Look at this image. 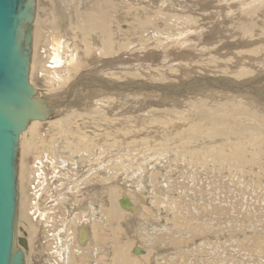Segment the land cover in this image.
Returning a JSON list of instances; mask_svg holds the SVG:
<instances>
[{"label": "rangeland", "instance_id": "374dc122", "mask_svg": "<svg viewBox=\"0 0 264 264\" xmlns=\"http://www.w3.org/2000/svg\"><path fill=\"white\" fill-rule=\"evenodd\" d=\"M96 1L36 0L35 18L47 23L40 41L31 40L28 79L50 99L52 115L30 121L33 134L28 126L16 142L14 233L24 239L15 244L23 264H51L57 251L56 264H66L56 249L60 239L69 251L82 246L66 227L79 224L83 212L65 195L52 196L61 200L53 207L48 192L84 185L95 191L97 178L140 207L121 218L137 220L151 264H264V0H222L223 12L211 17L209 10L203 17L177 10L162 19L169 1L152 0L150 8L136 0ZM106 17L103 27L98 18ZM48 29L60 33L67 60L55 68L44 42ZM105 29L107 55L99 52ZM121 42L125 48L117 50ZM128 69L137 76L123 75ZM89 73L101 83L78 82Z\"/></svg>", "mask_w": 264, "mask_h": 264}, {"label": "water", "instance_id": "95a60500", "mask_svg": "<svg viewBox=\"0 0 264 264\" xmlns=\"http://www.w3.org/2000/svg\"><path fill=\"white\" fill-rule=\"evenodd\" d=\"M35 13L36 0H0V264H23L20 247L11 250L15 232L13 178L18 135L30 121L45 120L52 115L50 99L39 95V90L28 81L32 52L30 31ZM128 199L124 198L125 202ZM124 200L120 202L122 206ZM81 230H85V237L83 242L78 238V242L84 245L88 231L83 227ZM16 243L22 246L24 239L17 237ZM132 252L141 254L143 249L135 246Z\"/></svg>", "mask_w": 264, "mask_h": 264}, {"label": "crops", "instance_id": "0c3cea01", "mask_svg": "<svg viewBox=\"0 0 264 264\" xmlns=\"http://www.w3.org/2000/svg\"><path fill=\"white\" fill-rule=\"evenodd\" d=\"M53 173L55 174V171H53V169L51 168L50 174L52 175ZM63 174H65V176H67L68 178H72L71 176H74L73 173ZM92 181L93 185L97 188L95 191L87 189V185H84L76 187L75 190L69 189L66 186H62L58 187L57 189H52V194L48 192V200H50L49 203L50 205H53V207L57 206L58 203L61 202V200H58L57 198L51 199L52 196H56L58 198H62V196L64 195L65 197L70 196V206L77 208V210H80V212H82L81 210L84 209V217L87 214V217L81 220L79 224H67L66 227V229H71L72 237H74L75 239L77 238V241L78 238H81V236L85 237V230L80 231V229L83 227L88 230L90 239L86 242V244L77 247L76 252L73 250L69 251L68 247L63 248L64 244L60 239V245L56 248L61 249L66 253V264H146L145 255H148L147 264H151L150 261H152V257L150 255L152 254V252H148L145 243L138 241V222L136 219H134L135 217L131 218L125 223L121 218L119 220V223H117L115 221L112 222L110 215L108 216L107 214V212L109 213L110 197L112 191H115V186H108V184L102 182V179L100 178L94 179ZM84 189L86 190L84 191ZM83 194H85V197L78 198L82 197ZM115 195L117 199L122 195L125 196L124 193L120 194V192L118 191H115ZM84 202H88L87 204L90 203V209L88 211L85 210L87 204L84 206ZM117 203L118 206H120L119 202ZM120 209H122V212L128 213L125 212L123 208ZM95 212L96 214H100L101 217L94 215V218H90L91 213L93 214ZM126 216L128 217L127 214ZM90 219L92 220L89 221ZM88 221L90 224H86ZM158 240L159 238L155 237L154 241ZM58 242H54V244H56L55 246H57ZM157 243H159V241ZM135 246L141 247L144 250V253L134 254L132 252V249ZM51 248L52 245L48 246L47 249L51 250ZM57 253L55 252L51 254L54 255L51 259V264H56L55 260H61L60 257H55ZM116 255H118V259H115ZM37 257L39 261H41L39 255H37ZM43 261L44 260H42V262ZM43 263H45V261Z\"/></svg>", "mask_w": 264, "mask_h": 264}, {"label": "bare ground", "instance_id": "6f19581e", "mask_svg": "<svg viewBox=\"0 0 264 264\" xmlns=\"http://www.w3.org/2000/svg\"><path fill=\"white\" fill-rule=\"evenodd\" d=\"M85 1H87V0H85ZM95 1V3L97 2L96 0H94ZM106 1V0H105ZM109 1V0H108ZM136 1H138V3H140L141 2V4L142 3H144V4H146V5H148V7L149 6H151L152 4H153V2H152V0H151V2H149V0H136ZM154 1V0H153ZM156 1V0H155ZM166 1H169V2H166ZM236 1V0H235ZM89 2V1H88ZM100 2V1H99ZM102 2V1H101ZM161 2H166L165 4H164V9L167 11V13H164L163 12V14L162 15H160L157 19H162V18H165V17H175L176 15H174L173 13H175V11H177V10H181V11H183V12H188V13H191V14H194V13H200V12H203V14H201L202 15V17L204 16V12H206V11H208L209 10V12L210 13H208V14H210V17H211V15L212 14H214V13H222L223 12V8L221 7L222 6V4H223V2H222V0H212V2L210 3V4H208L207 2H203L202 0H200V1H196V0H187V1H176V0H161ZM37 3V2H36ZM39 3V2H38ZM63 3V2H62ZM130 3H131V0H130ZM138 3H136V4H138ZM155 3V2H154ZM52 4V3H51ZM97 4V3H96ZM96 4H95V6H96ZM103 4V3H102ZM129 4V3H128ZM134 4V3H133ZM144 4H142V5H144ZM100 5H101V3H100ZM135 5V4H134ZM154 5H156V4H154ZM60 4L59 3H57V6H55L54 8L56 9L57 8V13L60 15ZM87 6V5H86ZM94 6V7H95ZM102 6V5H101ZM139 6V5H138ZM162 6V5H161ZM98 7H99V5H98ZM118 7H119V5H118ZM146 7V6H145ZM160 7V6H159ZM209 7H211V9H209ZM93 8V7H92ZM105 8V7H104ZM130 8V7H129ZM128 8V5H127V8H125V9H123V10H127V9H129ZM135 8H137V7H135ZM150 8V7H149ZM153 8V7H152ZM195 8H198V9H196V12H193L192 10H194ZM78 9V8H77ZM90 9V8H89ZM139 10H140V16H142L143 17V13L142 12H145L146 13V11L145 10H143V9H140V8H138ZM161 9H162V7H161ZM58 10H59V12H58ZM86 10V9H85ZM88 10V9H87ZM98 10V9H97ZM155 10V9H154ZM63 11V10H62ZM94 11V10H93ZM92 11V12H93ZM107 11V10H106ZM120 11H121V9H120ZM129 11H131L130 9H129ZM156 11V10H155ZM200 11V12H199ZM79 12V11H78ZM97 12V11H96ZM95 12V13H96ZM108 12H109V10H108ZM149 12L150 13H153V14H157V11L156 12H153V11H150L149 10ZM148 12V13H149ZM171 12H173V13H171ZM86 13H88V12H86ZM99 13H101L100 11H99ZM128 13V12H127ZM131 13V12H130ZM55 14V13H54ZM53 14V15H54ZM96 14H98V13H96ZM136 14V13H135ZM143 14V15H142ZM190 14V15H191ZM90 14H88V16H89ZM130 15V14H129ZM129 15H128V17H129ZM133 15V14H132ZM37 16V15H36ZM43 16V15H42ZM55 16H56V14H55ZM84 16V15H83ZM134 16V15H133ZM91 17V16H90ZM100 17V16H99ZM108 17V16H107ZM98 18V22L100 21V25H105V23L107 22V20L109 19V18ZM128 17H127V19H128ZM189 17V16H188ZM198 17V16H197ZM82 18V17H81ZM110 18H111V16H110ZM61 19H63V17H61V18H59L57 21H59V22H61L62 23V26L65 24H63V22H62V20ZM78 19V18H77ZM85 19V18H84ZM89 19H91V18H89ZM88 19V20H89ZM144 19V18H143ZM153 19V18H152ZM92 20V19H91ZM95 20H96V18H95ZM65 21V20H64ZM110 21V20H109ZM207 21V20H206ZM205 21V22H206ZM94 22V21H93ZM44 23H47V22H45L44 20H41L40 18L38 19H36L35 18V21H34V28L33 29H31L32 31L30 32V33H32V36H31V40L34 42V44H37L40 40H39V38H40V34H41V31L40 30H42V29H40V26H42V25H44ZM88 23V22H87ZM96 23V22H95ZM108 24V23H107ZM212 25L213 26H215V24H212V23H208L207 24V26H210V27H208L207 29H209V28H211L212 27ZM104 27V26H103ZM90 28V27H89ZM77 29H80V28H77ZM84 30L85 31V27L84 28H82L81 27V29L80 30ZM63 30H65L64 28H63ZM90 30V29H89ZM95 30V29H94ZM99 30V29H98ZM107 30V37L106 38H104L103 40H102V43H99V44H101V47H100V49L102 50H99V52L100 53H102V54H104V55H107V54H109L108 53V49H109V51L111 50V46H112V43L110 42V34H108V32H109V29H105V31ZM223 30H224V28H223ZM66 31V30H65ZM79 31V30H78ZM87 31V30H86ZM97 31V30H96ZM103 32V30L101 31V33H102V36H104V35H106V32ZM48 32H49V36H48V38H46V40L44 41L45 42V44L47 45L46 47H47V50H48V53H50V61L54 64V66H52V68H55V67H58V66H61V65H63V64H65V62H67V60H66V58H65V53L64 52H62L61 51V47H62V45H63V43H62V37L60 36V33L59 32H57V31H53V30H51V29H48ZM83 33V32H82ZM81 33V34H82ZM87 33V32H86ZM91 33H92V31H91ZM34 34V35H33ZM76 36V35H75ZM84 37H85V35H83ZM82 36V37H83ZM77 37V36H76ZM96 38V37H95ZM99 38V37H98ZM97 38V39H98ZM101 39V38H100ZM222 39V38H221ZM96 41V40H95ZM98 43V42H97ZM124 43V42H123ZM122 42L121 43H119V45H117L116 47H117V50H123L124 48H125V46H124V44H123ZM79 44V43H78ZM37 46V45H36ZM64 46V45H63ZM96 46V45H95ZM98 47V46H97ZM127 47V46H126ZM88 48V47H87ZM86 48V49H87ZM115 48V47H114ZM115 51H117L116 49H114ZM41 51V50H40ZM87 51V50H86ZM112 51V50H111ZM43 52V51H42ZM114 52V51H113ZM127 52V50L125 51V53ZM87 53V52H86ZM89 53H90V51H89ZM88 54V53H87ZM111 54V53H110ZM127 54V53H126ZM89 55V54H88ZM148 55H145V54H142L140 57H142V59H145L146 57H147ZM72 57V56H71ZM105 57V56H104ZM65 58V59H64ZM68 58V57H67ZM129 58L131 59V56H129ZM71 59V58H70ZM106 60H108V58H106ZM70 61V60H69ZM115 61V59L112 61V62H114ZM31 62H32V57L30 56V63H29V71H28V75L30 74L29 72H30V69H32L31 68ZM119 62V61H118ZM33 65V64H32ZM96 70V69H95ZM123 70H126V68H124ZM130 69H128V71H126V72H124V74L123 75H126V76H130V74H132L134 77H136L137 76V73H130V71H129ZM93 71V70H92ZM54 73V72H53ZM119 74V73H118ZM116 75H117V73H116ZM122 75V74H121ZM52 77H54V78H58V75L56 74H52L51 75ZM91 76H93L92 74L90 75V73H89V76H87L86 77V80H82V81H78V82H83V84L85 83V85H93V83H91V81H93L94 83L95 82H99V83H101V81H94V78L93 77H91ZM95 76V75H94ZM108 76L109 77H111L112 79H114V77H115V75H114V73H110V74H108ZM118 76V75H117ZM119 77V76H118ZM28 81H29V79H28ZM107 82V81H106ZM115 82V81H114ZM30 83V82H29ZM117 83H118V81H117ZM96 84V83H95ZM103 84H104V82H103ZM31 85V84H30ZM124 85V84H123ZM109 86H111V85H109ZM113 86H114V84H113ZM135 86V85H134ZM128 87V86H127ZM130 87V86H129ZM95 88V87H94ZM60 89V88H59ZM97 89V88H96ZM79 93V92H78ZM81 96V95H80ZM69 98V97H68ZM171 98V97H170ZM204 98V97H203ZM66 99V98H65ZM206 99V98H205ZM67 100V99H66ZM170 100H174V99H170ZM74 102V101H73ZM51 103V102H50ZM56 103H58V102H56ZM60 103V102H59ZM68 105V104H67ZM199 105V104H198ZM91 106V105H90ZM45 107V105L43 106V110L45 109L44 108ZM56 107V106H55ZM54 107V108H55ZM64 107V106H63ZM200 107V106H199ZM59 108V107H58ZM72 108V107H71ZM56 109V108H55ZM61 109V108H60ZM78 109V108H77ZM54 110V109H53ZM83 110V109H82ZM201 111V110H200ZM60 112V111H59ZM66 112V111H65ZM69 112V111H68ZM88 112V111H87ZM55 113V112H54ZM57 113V112H56ZM67 113V112H66ZM73 114V113H72ZM71 114V115H72ZM86 114H88V113H86ZM76 115V114H75ZM84 115V114H83ZM51 116V115H50ZM50 116H47L48 118H50ZM56 116V115H55ZM58 116V115H57ZM56 116V117H57ZM65 116V115H64ZM74 116V115H73ZM59 117V116H58ZM69 117H70V115L68 114L67 116H65V117H63L62 116V118L60 119V121H61V123L62 124H65V123H67L68 121H70V119H69ZM54 118V117H53ZM88 118V117H87ZM55 119H57V118H55ZM55 119H53V120H55ZM51 120V119H50ZM71 120H72V118H71ZM44 121V120H43ZM42 121V122H43ZM58 121V120H57ZM52 122V121H51ZM32 123V122H31ZM30 124V122L27 124V126H26V128L24 129V132H25V130H27V127L28 126H30L29 125ZM35 126V125H34ZM166 127V126H165ZM30 128V129H29ZM28 129L30 130V133H31V130H33V126L31 125L30 127H29ZM86 129V128H85ZM35 130V129H34ZM28 131V130H27ZM94 131V130H93ZM34 132V131H33ZM71 132V131H70ZM29 133V134H30ZM75 133V132H74ZM33 133H31V135H32ZM77 134H78V132H77ZM22 135V134H21ZM21 135H19L18 137H19V143L20 142H22V141H20L21 139H20V136ZM35 135V134H34ZM80 135V134H79ZM24 136V135H23ZM22 136V137H23ZM67 136V135H66ZM68 139V138H67ZM92 139H93V137H92ZM80 140V139H79ZM24 141H25V139H24ZM31 140L29 139L28 141H27V144L30 142ZM74 141V140H73ZM80 141H82V140H80ZM81 144H82V142H81ZM20 145H22V144H20ZM29 145V144H28ZM17 146H18V144L16 145V147H15V155H14V164H15V162H16V151H17ZM19 148V147H18ZM21 150V149H20ZM24 150V149H23ZM81 150V149H80ZM18 153H19V151H17ZM23 152V151H22ZM21 153V152H20ZM20 155V154H19ZM21 155H22V153H21ZM23 156H21V158H22ZM18 159V158H17ZM22 162V161H21ZM19 163V162H18ZM21 164L19 163V167L21 168V166H20ZM14 169H15V173H16V167H14ZM23 169V168H22ZM19 171V169L17 170V172ZM20 173V172H19ZM17 175V174H16ZM24 175H22V177H23ZM17 177V176H16ZM16 177H14L13 178V185H15V178ZM147 177V176H146ZM19 178H20V176H19ZM21 180H22V178H21ZM145 181V180H144ZM19 182H20V180H19ZM21 184V183H20ZM142 186V185H141ZM136 188V187H135ZM128 189V188H127ZM19 194V193H18ZM17 191H16V188H15V186H14V198H15V208H14V217H13V220L12 221H14V228H15V230L16 229H18V227L16 226V225H18V223L16 224V220H17V218H16V216H18V214L17 215H15V209H16V197H17ZM22 194V193H21ZM123 194V193H122ZM20 196V195H19ZM18 196V197H19ZM125 196H126V194H125ZM124 195H122V197L120 196V197H118V199L116 198V195H115V191H112V194H111V197H110V207H109V215H110V218H111V221L113 222V221H115V222H117V223H119V220L121 219V215H122V209H120V208H123L124 210H130V211H132V210H136L137 208H138V204H136V202H134V199H132L130 196H126L125 197ZM127 197H129L130 199H128ZM124 198H126V199H128V202H125V200H124ZM144 199V198H143ZM23 200H24V198H23ZM107 200V199H106ZM122 200H124V206H122L121 205V201ZM117 202H119V205L120 206H118V203ZM88 202H85V204H84V206L87 204ZM94 204V203H93ZM142 204H144V203H142ZM141 204V205H142ZM84 206H83V208H84ZM136 206V207H135ZM90 203L89 204H87V207L85 208V210L86 211H88L90 208ZM129 207H132L131 209H128ZM24 208V207H23ZM140 208V207H139ZM138 208V209H139ZM84 210V209H83ZM83 212V211H82ZM97 212V211H96ZM126 212V211H125ZM127 212H129V211H127ZM100 213V212H99ZM138 213V212H137ZM86 214V213H85ZM107 214H108V212H107ZM117 214V215H116ZM125 214V213H124ZM83 215V214H82ZM129 215V214H128ZM136 215V214H135ZM141 215V214H140ZM126 216V215H125ZM74 217V216H73ZM86 217V216H85ZM85 217H83L84 219H85ZM96 217V216H95ZM77 218H79V217H77ZM81 218V217H80ZM90 218H94V214H92L91 213V215H90ZM109 218V217H108ZM129 218V217H128ZM133 218V217H132ZM22 219V218H21ZM20 219V220H21ZM70 219H72V218H70ZM19 220V219H18ZM90 220H92V219H90ZM110 220V219H109ZM134 220V219H133ZM49 224V223H48ZM52 226V225H51ZM39 227V226H38ZM50 227V226H49ZM85 227V226H84ZM123 228V227H122ZM68 230V229H67ZM122 230V229H121ZM24 232V231H23ZM33 232V231H32ZM40 232V231H39ZM39 235V234H38ZM18 236V235H17ZM90 236V235H89ZM34 240H35V238H34ZM80 240H81V242H83V240H84V237L83 236H81V238H80ZM12 243H13V246L11 247V250H14V251H16V235H15V233H14V238H13V240H12ZM37 243V242H36ZM41 243V242H40ZM35 246V245H34ZM19 247V246H18ZM19 250V249H18ZM37 253V252H36ZM44 256V255H43ZM39 260V259H38ZM42 261V260H41ZM44 262V261H43ZM56 263V262H55Z\"/></svg>", "mask_w": 264, "mask_h": 264}]
</instances>
